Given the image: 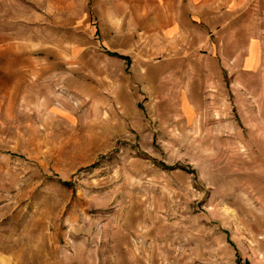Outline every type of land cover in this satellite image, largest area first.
Listing matches in <instances>:
<instances>
[{"label": "rangeland", "instance_id": "rangeland-1", "mask_svg": "<svg viewBox=\"0 0 264 264\" xmlns=\"http://www.w3.org/2000/svg\"><path fill=\"white\" fill-rule=\"evenodd\" d=\"M114 15L0 0L26 64L0 85V264H264V69L200 92Z\"/></svg>", "mask_w": 264, "mask_h": 264}, {"label": "crops", "instance_id": "crops-1", "mask_svg": "<svg viewBox=\"0 0 264 264\" xmlns=\"http://www.w3.org/2000/svg\"><path fill=\"white\" fill-rule=\"evenodd\" d=\"M98 2L115 14V23L120 12L127 14L131 26L144 30L148 37L145 43L150 46L143 52L145 58L162 54L171 62H201L199 67L208 78L201 80L200 92L215 88L209 78H216L223 71L230 76H244L264 69V0H258L257 5L251 0ZM114 27L122 28L119 24ZM25 67L24 47L0 32V85L10 83L11 73ZM190 85V81H182L177 91L181 107L185 104L193 110L198 106L188 95L195 90ZM242 261L259 264L247 256Z\"/></svg>", "mask_w": 264, "mask_h": 264}, {"label": "bare ground", "instance_id": "bare-ground-1", "mask_svg": "<svg viewBox=\"0 0 264 264\" xmlns=\"http://www.w3.org/2000/svg\"><path fill=\"white\" fill-rule=\"evenodd\" d=\"M183 110H184V113H185V115L187 116V118H192V116H193V110H192V108L187 107V106L184 104V108H183Z\"/></svg>", "mask_w": 264, "mask_h": 264}, {"label": "trees", "instance_id": "trees-1", "mask_svg": "<svg viewBox=\"0 0 264 264\" xmlns=\"http://www.w3.org/2000/svg\"><path fill=\"white\" fill-rule=\"evenodd\" d=\"M125 59H127V60H129V58L128 57H124ZM238 261H239V264H242V260H241V258L239 257L238 258ZM243 264H249V262L248 261H246V262H244Z\"/></svg>", "mask_w": 264, "mask_h": 264}]
</instances>
